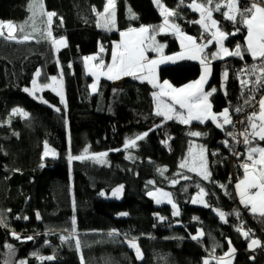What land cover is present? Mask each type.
<instances>
[{"label": "trees", "instance_id": "1", "mask_svg": "<svg viewBox=\"0 0 264 264\" xmlns=\"http://www.w3.org/2000/svg\"><path fill=\"white\" fill-rule=\"evenodd\" d=\"M162 2L176 10L172 18L181 31L200 35L201 26L192 23L199 14L187 7L193 0L182 5L179 0ZM34 3L0 0V21L14 24L17 37L6 39L5 31L0 36V264H218L230 248L235 251L233 264H264V217L247 213L246 230H237V213L243 208L234 185L243 169L224 148L229 127H217L212 121L165 120L155 114L149 85L133 77L97 81L86 69L84 58L98 54L101 46L106 60L110 58L123 31L161 26L163 16L154 1L114 0L105 12L107 0H40L44 15L37 10L33 27L29 8ZM239 4L243 9L249 1ZM224 11L221 6L213 16L221 30L235 33L228 36L227 46H243L246 31L240 17L234 24L224 18ZM52 12L56 15L49 24L46 14ZM103 13L113 22L111 30L104 26ZM60 38L67 46L57 49L52 41ZM163 40L167 53L178 50L174 36L165 35ZM255 62L245 55L244 60L230 57L213 63L208 90L216 89L211 96L215 113L234 112L250 103L239 88L236 70ZM200 74L201 65L189 60L159 69V78L175 87ZM52 77L62 82L66 103L51 88L42 87L38 98L24 91L32 90L37 78L44 86ZM16 108L29 117L13 114ZM192 131L205 135L194 137L189 135ZM139 136L144 138L134 146L128 144ZM46 145L56 150L57 157L43 158ZM200 146L207 150L209 180L180 167L189 150ZM87 153H106L104 162L85 158ZM69 156L83 159L70 161ZM119 185L124 189L120 200L100 195ZM201 188L208 208L190 204ZM158 189L171 194L179 216L173 215L172 206L155 203L149 193ZM253 228L263 241V248L254 253L248 249L250 236L242 234ZM133 240L142 258L129 246Z\"/></svg>", "mask_w": 264, "mask_h": 264}, {"label": "snow or ice", "instance_id": "2", "mask_svg": "<svg viewBox=\"0 0 264 264\" xmlns=\"http://www.w3.org/2000/svg\"><path fill=\"white\" fill-rule=\"evenodd\" d=\"M113 0H108L109 5H111ZM157 6L161 10V15L164 17V24L161 26H141L140 28H130L126 32L121 33V41L115 44V50L111 53V63L105 65L102 58L97 56L85 57V63L89 66V73L93 75L98 81L103 75L109 80L119 79L123 76H131L134 79L140 80L141 82L147 81L152 85L153 88L158 89L152 95L156 100V112L157 116H162L165 120H171L173 118L178 119L183 124H190L192 121H199L200 123H205L211 120L216 123L217 127H222L223 125H232L233 121L230 117L229 110L225 109L222 113L216 114L212 111V104L209 102V97L215 93L216 89L211 88L209 91L204 90V84L206 83L208 76L210 74V61L212 59L224 58L225 56H235L243 59L244 54H249L254 60H260L261 63L254 65L251 68H244L241 70L242 75L244 73H249L255 76L254 85L264 88V0H251V3L241 9L239 0H226L223 5L221 0H201V2H190L187 7L191 8L193 11L199 13V19L192 21V23L199 24L204 33H210L211 39L207 40L205 43H198V39H203V37L197 38L190 35L183 34L180 27L175 22L170 23V18L175 16L176 10H169L164 7L160 0H155ZM179 3L184 4V0H179ZM221 6L225 8L223 16L225 19L232 21L234 24L237 23V17H240V21L243 23L244 27L247 29L246 43L245 46L237 44L233 50L227 48L224 41L229 35L235 33H227L220 29L219 21L213 18V12L219 11ZM29 10L32 12L33 27L35 16L37 10H39L41 15H44L43 6L40 3H34L30 6ZM178 10V9H177ZM108 9L105 8V12ZM47 22L50 24L52 17L56 14L54 12L47 13ZM103 18V17H102ZM110 21L105 20L104 26L109 27ZM9 30L6 39H17L12 33L15 26L11 23L7 25ZM24 26H20V31H23ZM109 30L110 27H109ZM171 30L176 34L180 35L182 52L177 54V56H164L162 49L163 45L156 41V35L160 32ZM236 31H239L237 28ZM4 33L0 31V36ZM48 36H51V32H48ZM29 36L25 35L24 40H28ZM58 46H67L66 40L64 38L53 39L52 41ZM216 43L218 45V50L211 54H205V49L211 43ZM105 51L104 47H100V52ZM149 52H156L159 55L158 59H151L148 56ZM177 59H189L198 60L203 66V74L199 80L189 83L183 87H173L168 81H163L161 83L157 77V66L165 62H175ZM98 63L92 64V61H97ZM37 77L40 72L37 71L35 74ZM225 78L227 77V72H225ZM53 84L57 83V78H51ZM241 84L247 86L249 84L248 80H241ZM51 85H44V87H50ZM93 90L96 88V84L92 85ZM37 85L36 81H33V89L30 90L25 88V92H29L30 95L36 97ZM56 90V89H53ZM57 94L61 96V103H66L64 101L62 91H57ZM167 99H164V98ZM255 97H253L254 99ZM42 103H47L42 98ZM170 101V102H169ZM183 109V112H178L176 106ZM259 111L252 112L246 119L248 121L247 126L238 134L229 131L227 134L232 138L235 143H243L246 146V153H239L233 151V154L239 158L241 155H246L247 162L240 165L243 169V177L235 184V189L238 193L240 202L246 207L250 208L253 214H258L264 217V147L256 146L255 141H264V98L258 101ZM14 113L22 114L27 117L28 113L24 112L22 109H14ZM59 112L60 109L56 108ZM236 112H240L241 109H235ZM223 117L222 124L218 123L220 117ZM240 123H244L241 121ZM147 133H144L146 136ZM189 135L194 137H200L205 135L204 133L198 131H192ZM238 137H242V140ZM143 136H139L128 142V144L134 146L136 140L143 139ZM126 144V147L128 146ZM225 147L229 146V141H223ZM206 149L200 146L198 151L190 149L188 160L180 164L181 168H188V171L196 172L203 179H210L209 171V161L205 155ZM216 153H213L215 155ZM45 156L48 155L46 151ZM53 155H55L53 153ZM103 155H106L103 154ZM73 159H83L81 156L72 157L69 156V160ZM164 170H161L163 174ZM189 177H184L188 179ZM173 184L178 183V181L173 180ZM223 187V185H221ZM123 192V185L115 188L111 195L113 197L119 198ZM101 196L105 193L101 192ZM157 204L163 201L172 205L174 209L173 215L179 216L180 212L177 205L172 201L171 194L167 192L149 193ZM205 195L204 189H200V193L197 198L191 200V203L195 204L197 202L203 203L207 207V203L204 202L202 197ZM221 219H224L225 214L223 212L218 213ZM121 215H127L122 213ZM237 215H239L237 213ZM37 218H39V213H37ZM27 219V217H25ZM164 218L161 217V220ZM0 223H3L0 220ZM238 231L240 229H237ZM118 234V233H116ZM245 238L249 237L248 232L242 233ZM16 236L15 233H13ZM19 239V236H16ZM196 239L195 236L192 237ZM26 239H33V237H27ZM62 240L71 239V237H61ZM230 243V241H229ZM259 240L251 239L249 247H254L259 245ZM77 247H79V241H76ZM129 246L136 250L138 258L141 257V252L136 244L135 240L129 242ZM234 251V249H233ZM52 259V257H48ZM19 264H26L25 261H20ZM207 264V262H205Z\"/></svg>", "mask_w": 264, "mask_h": 264}, {"label": "crops", "instance_id": "3", "mask_svg": "<svg viewBox=\"0 0 264 264\" xmlns=\"http://www.w3.org/2000/svg\"><path fill=\"white\" fill-rule=\"evenodd\" d=\"M194 2H198V1H194ZM160 3L164 6V7H166L164 4H163V2H162V0L160 1ZM113 5H114V0H113V2H112V4L111 5H109V3H108V0H107V9H111L112 7H113ZM169 9V8H168ZM169 10H171V9H169ZM161 11V10H160ZM198 13V12H197ZM199 14V13H198ZM103 17V18H102ZM102 17H101V19L103 20V22L105 21V20H109L110 21V17L108 16V15H105L104 13L102 14ZM213 18H214V16H213ZM215 19V18H214ZM237 19H238V17H237ZM171 22H175L174 20H173V18L171 17L170 18V23ZM113 22H111L110 21V24H112ZM176 23V22H175ZM164 24V17H163V21H162V23H161V25H163ZM177 24V23H176ZM199 25V24H198ZM242 26H243V29L246 31V33H245V37H244V45L243 46H245V43H246V36H247V29L244 27V25H243V23H242ZM107 28V27H106ZM140 28V27H139ZM202 28V27H201ZM138 29V28H137ZM129 30V29H128ZM128 30H125V31H123V32H126V31H128ZM202 31H203V29H202ZM183 34H186V35H190V34H188V33H185V32H183V31H181ZM165 35H172V36H174L175 38H176V40L178 41V50L176 51V52H174V53H171V54H167V52H166V42L163 40V36H165ZM190 36H193V35H190ZM193 37H195V36H193ZM121 39H122V37H121V35H120V39H119V41H117L116 43H119L120 41H121ZM209 39H211V35H210V33H208V40ZM228 39V38H227ZM227 39L224 41V44H225V46L227 47V48H229L230 50H233L234 48H230V47H228L227 46V44H226V41H227ZM156 41L159 43V44H161V45H163V49H162V52H163V55L164 56H177V54H179L180 52H182L183 51V49L181 48V42H180V35L179 34H176V33H174L173 31H171V30H166V31H163V32H160L159 34H157L156 35ZM116 43H114L113 44V46H112V51H114L115 50V44ZM205 43V42H204ZM242 46V47H243ZM218 50V45L216 44V43H211V44H209V46L205 49V54H211V53H213V52H216ZM112 53V52H111ZM245 55H248V57L250 58V59H252L253 61H256V60H254L249 54H247V53H245L244 54V57H243V59L242 60H244L245 59ZM93 56H97L98 58H102L103 59V61H104V63H105V65L107 66V65H109L110 63H111V56H110V58L108 59V60H106V55H105V51L103 52V53H101V52H99L98 54H96V55H93ZM148 56H149V58H151V59H158L159 58V55H158V53H156V52H149L148 53ZM230 57H235V56H225L224 58H222V59H220V58H217V59H212L211 61H210V64H209V66H210V69H211V71H210V74H209V76H208V79H207V81H206V83L204 84V90L205 91H209L208 90V85H209V82H210V79H211V76H212V65H213V63H215V62H217V61H222V60H225V59H227V58H230ZM239 58V57H238ZM241 59V58H240ZM183 60H189V59H177L174 63L173 62H165V63H161V64H159L158 66H157V70H156V73H157V77H158V79H159V81L161 82V83H163V81H165V80H161L160 78H159V69L162 67V66H165V65H170V64H176V63H178V62H181V61H183ZM189 61H193V62H197V63H199L200 65H201V63L198 61V60H189ZM257 61H259V60H257ZM92 64H96V63H98V60L97 61H92L91 62ZM86 69H87V71H88V73H89V66L86 64ZM90 74V73H89ZM203 74V66L201 65V74H200V76H199V78L201 77V75ZM93 76V75H92ZM100 78H106L105 76H101ZM129 78H132L131 76H123V77H121V78H119V79H114V80H117L118 82H119V80L120 81H125V80H127V79H129ZM199 78H197L196 80H194V81H192V82H195V81H197V80H199ZM107 79V78H106ZM137 80V79H136ZM137 81H139L140 83H145V84H147V85H149L150 87H151V90H152V94L154 93V92H157L158 91V89H155V88H153L152 87V85L150 84V83H148L147 81H144V82H141L140 80H137ZM166 81H168V80H166ZM225 81H226V78H225V76L223 77V85H224V83H225ZM169 82V81H168ZM192 82H190V83H192ZM170 84H171V82H169ZM189 84V83H188ZM173 85V84H172ZM187 85V84H186ZM185 86V85H184ZM173 87H175L174 85H173ZM181 87H183V86H181ZM176 88H179V87H176ZM153 96V95H152ZM212 96V95H211ZM211 96L209 97V102L211 103ZM153 99H154V97H153ZM164 99H167L166 97L164 98ZM154 102H155V110H156V100L154 99ZM170 102V101H169ZM212 104V103H211ZM176 109H177V111L178 112H183L184 110L183 109H180L179 108V106L177 105L176 106ZM212 111L214 112V110H213V105H212ZM223 112V111H222ZM222 112H220V113H222ZM230 112V111H229ZM256 112H258V111H256ZM215 113V112H214ZM220 113H216V114H220ZM173 119H176V118H173ZM220 119H223V117H220ZM178 120V119H177ZM209 121H211V120H209ZM192 122H199V121H192ZM191 122V123H192ZM207 122V121H206ZM200 123V122H199ZM247 123H248V121H247V119H246V125H247ZM261 142L262 141H259L258 139L255 141V143H256V146H259V147H264L262 144H261ZM242 178V177H241ZM240 178V179H241ZM239 179V180H240ZM238 180V181H239ZM237 181V182H238ZM236 182V183H237ZM235 183V184H236ZM161 192H167V191H164V190H162ZM234 192H235V196H236V200L238 201V203H239V205L242 207V208H244V209H246V211H247V213L250 215H258V214H253L251 211H250V208H246L241 202H240V199H239V196H238V193H237V191H236V189H235V185H234ZM167 193H169V192H167ZM159 198H161L162 199V201H163V198L162 197H159ZM171 198H172V196H171ZM154 200V199H153ZM172 201H173V198H172ZM157 205H160V204H157ZM161 205H163V204H161ZM167 205H170V206H172L171 204H167ZM253 239H257V240H259V245H257V246H254V247H249V244H250V242H251V240L249 241V243H248V249H249V251H251V252H256V251H258V250H260L261 248H263V241L261 240V238L259 237H257V238H253ZM234 256H235V251H233V248H230L229 249V251L225 254V256H223V257H221L220 259H218L217 260V263L218 264H233V261H234Z\"/></svg>", "mask_w": 264, "mask_h": 264}, {"label": "built area", "instance_id": "4", "mask_svg": "<svg viewBox=\"0 0 264 264\" xmlns=\"http://www.w3.org/2000/svg\"><path fill=\"white\" fill-rule=\"evenodd\" d=\"M224 2H226V0H223ZM249 4L251 3V0H248ZM203 37V39H198V43H204L208 40V33H204V31H202L200 33L199 36H197V38ZM261 61H257L255 63L252 64H244L240 67L237 68L236 70V75H237V79H238V85L239 88L241 90L242 93H244L248 99H249V104L243 107H240L239 109H241L240 112H232L230 111V117L233 121L232 125H227L229 127V131L233 132V133H240L247 125H246V118L252 113V112H256L259 111V105H258V101L262 98H264V88H261L260 86L254 85V81H255V76L251 75L249 73H244L242 75L241 70L244 68H251L254 65H258L260 64ZM248 80L249 84L247 86H244L241 84V80ZM253 97H255L253 99ZM241 121H244V123H240ZM239 139L242 140V137H238ZM225 140L229 141V146L225 147L226 149H228L231 152L233 161L235 164H239L241 165L244 162H247L246 160V155H241L239 158H237L236 155L233 154V151L235 152H239V153H246V146L243 143L237 144L235 143V141L232 140L231 137L225 138ZM239 215L237 216V219L240 220V224H239V229L241 230H246L245 227V222H244V218H246V214L247 211L246 209H242L240 210V212L238 213ZM249 236L250 239L253 238H259V232L257 229H251L249 232Z\"/></svg>", "mask_w": 264, "mask_h": 264}, {"label": "rangeland", "instance_id": "5", "mask_svg": "<svg viewBox=\"0 0 264 264\" xmlns=\"http://www.w3.org/2000/svg\"><path fill=\"white\" fill-rule=\"evenodd\" d=\"M154 1V3H155V5L157 6V4H156V2H155V0H153ZM161 1V0H160ZM35 3H40V0H35ZM157 8H159L158 6H157ZM161 12V11H160ZM10 22H3V21H0V31H5V32H9V30H8V28H7V25L9 24ZM12 24V23H11ZM14 25V24H13ZM15 26V25H14ZM15 29H16V27L14 28V31H15ZM13 31V32H14ZM13 34V33H12ZM62 47H64V46H58V45H56V48L57 49H60V48H62ZM167 54H171V53H167ZM116 82H118L117 80H115ZM119 82H123V81H120L119 80ZM36 85H37V90H36V92H39L40 91V89L42 88V87H44L42 84H41V82L39 81V79L37 78L36 79ZM47 85H51L50 87H45V88H51V89H56L55 91H56V93H57V91H62V93H63V86H62V82H60V81H57V83L56 84H53V82L51 81L49 84H47ZM17 109V108H16ZM19 109H21V108H19ZM24 111V110H23ZM25 112V111H24ZM13 114H15V115H21L22 116V118H24V119H27L28 117H29V115L27 116V117H25V116H23L22 114H16V113H14V111H13ZM222 117V116H221ZM218 123H220L219 121H218ZM197 151H198V149H196ZM48 152V155L47 156H45L44 155V153L45 152ZM53 153L55 154V155H53ZM46 157H50V158H55V157H57V152H56V150L55 149H53V148H51L50 146H48V145H46L45 146V148H44V151H43V158H46ZM84 157L85 158H92V159H95V160H97L98 162H104V159H105V157H104V155H94V154H90V153H87L86 155H84ZM119 186H121V185H119ZM118 186V187H119ZM117 188V187H116ZM124 190V189H123ZM162 190L161 189H158V190H154V191H152L151 193H158V192H161ZM200 193V191H198L197 193H195L192 197H191V199H190V204L191 205H193V206H201V207H205L204 206V204L203 203H200V202H197V203H195V204H193V203H191V200L192 199H194V198H197V196H198V194ZM204 193H205V195L202 197V199L204 200V202L205 203H207V205H208V200H207V196H206V192L204 191ZM104 198H106V199H117V200H120L122 197H123V192H122V194L120 195V197L119 198H117V197H113L112 195H111V193H109V194H105L104 196H103ZM152 197V196H151ZM153 198V197H152ZM154 199V198H153ZM154 201H155V203H156V200L154 199ZM157 204V203H156ZM161 204H169V203H167V202H165V201H162L161 203H160V205ZM209 207V205L206 207V208H208Z\"/></svg>", "mask_w": 264, "mask_h": 264}]
</instances>
